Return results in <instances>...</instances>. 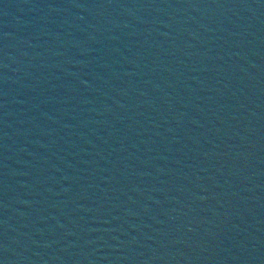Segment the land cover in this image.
<instances>
[{
    "label": "water",
    "instance_id": "1",
    "mask_svg": "<svg viewBox=\"0 0 264 264\" xmlns=\"http://www.w3.org/2000/svg\"><path fill=\"white\" fill-rule=\"evenodd\" d=\"M255 0H0V264H128Z\"/></svg>",
    "mask_w": 264,
    "mask_h": 264
}]
</instances>
